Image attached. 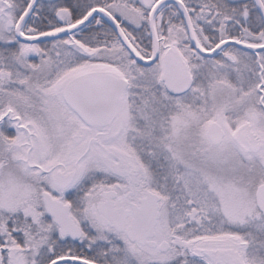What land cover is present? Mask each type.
<instances>
[{
  "label": "snow or ice",
  "instance_id": "obj_1",
  "mask_svg": "<svg viewBox=\"0 0 264 264\" xmlns=\"http://www.w3.org/2000/svg\"><path fill=\"white\" fill-rule=\"evenodd\" d=\"M0 264H264V0H0Z\"/></svg>",
  "mask_w": 264,
  "mask_h": 264
}]
</instances>
